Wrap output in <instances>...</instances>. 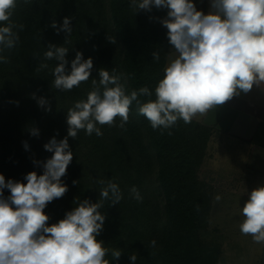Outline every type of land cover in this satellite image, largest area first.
I'll return each instance as SVG.
<instances>
[{"label":"trees","instance_id":"trees-1","mask_svg":"<svg viewBox=\"0 0 264 264\" xmlns=\"http://www.w3.org/2000/svg\"><path fill=\"white\" fill-rule=\"evenodd\" d=\"M65 17H71V35L57 34L51 27L54 21L61 26ZM11 20L17 25L19 42L0 52L8 60L0 62V174L5 182L26 184L28 173L43 174V163L53 155L44 145L53 137L59 141L67 136V110L86 100L100 69L122 74L129 93L148 87L152 97L140 99L155 100V87L172 48L168 29L148 22L144 10L135 13L130 0H17ZM108 37H114L115 43ZM49 44L69 49L68 72L77 52L84 60L91 58L89 80L70 91L55 89L52 70L59 62L44 59ZM153 52H159V61L153 60ZM41 63L48 67L37 71ZM39 98L49 104L38 106ZM49 105L51 111L46 110ZM119 123L117 118L114 126L98 125L103 133L99 137L84 130L76 138L68 137L73 159L61 178L68 190L44 209L48 226L63 219L77 201L98 202L106 185L97 181L111 180L123 198L113 206L110 200L103 202L99 211L106 219L97 237L106 248L122 252L119 260L109 252L110 264H132L133 254L136 264H220L219 249L203 247L199 241L210 204L197 171L213 129L193 119L188 124L180 119L169 129H153L135 102L123 129ZM32 128L39 130L38 136L30 134ZM133 186L141 201L133 198ZM10 195L4 189V198ZM152 240L155 247L150 246Z\"/></svg>","mask_w":264,"mask_h":264},{"label":"clouds","instance_id":"clouds-1","mask_svg":"<svg viewBox=\"0 0 264 264\" xmlns=\"http://www.w3.org/2000/svg\"><path fill=\"white\" fill-rule=\"evenodd\" d=\"M152 6L168 9V18L162 23L177 53L155 87V100L140 99L152 97L148 87L129 93L122 74H116L115 69L112 74L100 69L99 80H92L86 100L76 101L67 110V136L59 141L53 137L44 145L53 155L43 163V174L28 173L26 184L11 179L5 182L0 174V264H110L106 259L109 252L115 260L121 257V251L108 249L97 239L106 219L99 211L103 202L110 200L113 206L123 198L118 184L111 180L97 181L106 185L100 190L98 202L77 201V206L58 223L47 224V204L68 190L61 182L73 159L68 137L76 138L81 130L89 136H102L98 125L114 126L117 118L123 129L133 102L153 129H169L180 119L188 124L239 91L247 93L254 85L264 84V0H211L208 14L198 11L192 0H130L135 13L150 11ZM16 7L17 0H0V52L13 49L19 42L14 31L17 25L11 20ZM18 27L23 29V25ZM51 27L57 34L64 31L71 35V17H65L59 27L54 21ZM108 39L115 43L114 37ZM47 49L44 59L59 62L52 70L55 89L70 91L89 80L91 58L84 60L83 54L77 52L68 72L69 49L53 44ZM152 55L154 61H159V52ZM0 62L7 63V57L0 56ZM47 67V63H41L37 71ZM37 103L42 108L49 104L45 98H39ZM46 110L51 111L50 105ZM30 134L38 136L39 130L32 128ZM24 146L27 149V142ZM4 189L11 193L7 198L3 196ZM130 192L134 199L142 200L135 186ZM215 200L219 202L221 196ZM241 215V233L251 235L256 243H264V186L251 191ZM155 245V240L150 241L151 247ZM130 260L136 264L137 256L131 255Z\"/></svg>","mask_w":264,"mask_h":264},{"label":"rangeland","instance_id":"rangeland-1","mask_svg":"<svg viewBox=\"0 0 264 264\" xmlns=\"http://www.w3.org/2000/svg\"><path fill=\"white\" fill-rule=\"evenodd\" d=\"M144 11L148 22H158L163 26L162 21L168 18L167 8L152 6L150 11ZM173 49L170 48L169 52ZM221 143L215 138L197 171L201 189L209 197L210 204L206 221L199 229L200 244L206 248H218L220 264H264V243H256L251 235L240 231L244 219L241 210L254 188L239 184L235 158L227 153L232 148L224 151L226 148L223 150ZM222 144L226 146L225 141ZM217 195L221 196L219 202L215 200Z\"/></svg>","mask_w":264,"mask_h":264},{"label":"crops","instance_id":"crops-1","mask_svg":"<svg viewBox=\"0 0 264 264\" xmlns=\"http://www.w3.org/2000/svg\"><path fill=\"white\" fill-rule=\"evenodd\" d=\"M198 11L208 14L211 0H192ZM177 56L171 50L167 56L166 66ZM165 66V67H166ZM213 129L208 149L215 138L226 142L221 148H232L228 155L234 156L235 170L241 186L254 189L264 186V84L254 85L247 93L239 91L223 105L209 110L205 115L193 118ZM207 149V151H208ZM232 160L228 165H230Z\"/></svg>","mask_w":264,"mask_h":264}]
</instances>
